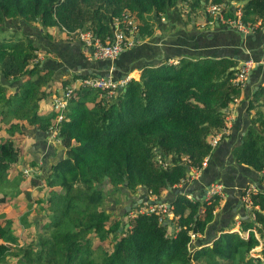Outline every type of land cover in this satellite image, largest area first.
Returning a JSON list of instances; mask_svg holds the SVG:
<instances>
[{
  "label": "trees",
  "instance_id": "trees-1",
  "mask_svg": "<svg viewBox=\"0 0 264 264\" xmlns=\"http://www.w3.org/2000/svg\"><path fill=\"white\" fill-rule=\"evenodd\" d=\"M212 5L223 6L224 19H235L238 10L245 27L264 26V0H0V30L7 21H20L40 27L48 39L53 38L48 30L70 36L90 30L104 39L113 19L128 13L141 40L153 36L154 14L181 6L186 23L198 13L210 21L206 10ZM8 35L0 39V203L22 195L26 211L20 220L28 231L37 212L44 218L33 246L11 235L14 218L0 216V264L8 259L18 264H264V85L249 99L250 125L232 152L237 165L259 174L261 190L251 197L253 218L240 220L238 231L235 224L220 230L210 246L192 248V236L203 235L221 197L195 201L178 193L169 204L171 214L161 221L154 214H136L125 223L129 213L111 219L106 201L122 189L159 198L203 168L213 153L211 139L225 128V111L241 95L232 84L239 63L183 56L143 66L139 79L113 98L77 89L56 124L58 112L41 113L42 104L56 95L47 91L52 74L39 59V53L49 52L27 36ZM55 126L64 157L45 177L32 162L34 173H17L25 131ZM32 189L39 193L35 198ZM148 204L154 202L147 199L131 211Z\"/></svg>",
  "mask_w": 264,
  "mask_h": 264
},
{
  "label": "crops",
  "instance_id": "crops-1",
  "mask_svg": "<svg viewBox=\"0 0 264 264\" xmlns=\"http://www.w3.org/2000/svg\"><path fill=\"white\" fill-rule=\"evenodd\" d=\"M231 5L233 9L239 7ZM236 13L240 12L237 10ZM150 21L154 27L153 36L138 40L135 47L125 49L113 61H86L82 53L83 44L75 36L65 32L54 34L48 30L53 37L48 39L40 27L26 26L20 21H7L0 31L27 36L40 51L49 52L50 55L46 56L39 53V59L41 68L52 74L47 91L56 95L42 104V114L50 112L54 99L62 96V82L72 81L74 77L94 76L117 81L130 76L131 81L138 80L143 66H155L165 60L171 63L183 56L200 59L229 58L238 63L251 59L257 63L248 73L240 97L225 111V128L213 137L218 144L199 174H190L183 183L164 191L159 198H148L145 190L131 194L122 189L120 195L114 193L106 201V210L111 219H115L121 218L117 215L118 212L124 211L125 215L131 212L130 208L147 202V199L169 205L176 194L182 193L190 199L202 201L206 199L207 190L212 184H222L225 188L222 202L215 211L212 222L207 225L203 235L193 239L191 247L210 246L220 230L235 224V230L238 231L239 221L251 217L250 211L241 202V195L245 188L259 186V174L237 165L232 152L242 143L250 125L251 117L247 113L249 99L259 86L264 85V26L258 22L247 32L241 33L228 26H221L216 17L207 20L202 13L186 23L181 6L169 9L163 15L154 14ZM56 136L51 129L48 132L36 128L26 130L19 141L22 151V161L19 164L22 169L34 173L35 169L29 166L32 162L40 176L45 177L50 173L51 166L65 155V149ZM32 192L34 196L38 191L32 189ZM113 200L109 206L113 212L111 214L107 205ZM122 220L123 223L126 222V218Z\"/></svg>",
  "mask_w": 264,
  "mask_h": 264
},
{
  "label": "built area",
  "instance_id": "built-area-1",
  "mask_svg": "<svg viewBox=\"0 0 264 264\" xmlns=\"http://www.w3.org/2000/svg\"><path fill=\"white\" fill-rule=\"evenodd\" d=\"M222 8L223 6L221 5H212L207 8L206 13L213 18L216 17L217 22L219 21L221 24L237 30L238 32L244 33L250 29L241 23L239 19L240 13H235V19H224L221 12ZM136 32L137 26L133 18H131L130 14L123 13L119 17L113 19L111 35L104 39L96 37L90 30H78L74 33V36L83 44L82 53L86 61H113L118 58L125 49L138 44ZM256 64L257 63L251 59L240 62L236 68V74L235 78L232 80V84L241 89L246 81L248 73L256 66ZM130 82V76H126L117 81L94 76L77 78L70 81V84L63 87L62 96L55 98L52 103V109L55 112H58L56 124L62 121L63 112L67 108L69 101H71L72 96L77 89H96L99 90L105 98H113L117 92L124 90ZM51 130L57 135L58 130L56 127ZM217 144V139L212 138L210 141L212 149H214ZM201 170L192 171V176L199 174ZM29 172V170H24L25 175H28ZM224 189L225 188L222 184H212L207 190L206 199L212 196H219L222 198L224 195ZM259 190H261V188L256 186H250L243 190L241 202L246 210L251 211V197L257 194ZM168 206L169 205L166 203L148 204L140 208L137 212L129 214L128 219H132L136 214H154L159 218V221H161L167 214H170ZM194 238L195 237L192 236V239Z\"/></svg>",
  "mask_w": 264,
  "mask_h": 264
},
{
  "label": "rangeland",
  "instance_id": "rangeland-1",
  "mask_svg": "<svg viewBox=\"0 0 264 264\" xmlns=\"http://www.w3.org/2000/svg\"><path fill=\"white\" fill-rule=\"evenodd\" d=\"M56 32H58L57 30L53 33L55 34ZM6 36H9L8 34L6 33H0V39H2V37H6ZM14 85L10 86V88L12 87L13 88ZM57 128V126H55ZM54 128V127H52ZM51 128V129H52ZM58 130V128H57ZM17 173L20 172V171H23L22 167L20 164L17 165ZM31 172V171H30ZM19 175V174H18ZM26 181L23 182V188H25L26 186H28V183L29 182V179L28 178H25ZM106 191V190H104ZM9 193V192H8ZM10 194V193H9ZM39 193H35L34 196L32 195V197L35 198V196H38ZM1 196V195H0ZM22 197V195H19L17 196L16 198L14 199H10L9 200V203H0V216H3V217H6V218H14L15 220V223L13 224L12 228H13V232L11 235L17 237L18 241L19 242H22L24 243V241H27L28 243L32 244L33 246H36L37 245V241H36V237H37V230L39 228V222L40 220H42L44 217L43 215H41L39 212H37V216H34L32 217V221H33V229H30V231H28V226L26 227L25 225H22V221L20 220L24 214V212L26 211L25 210V207H24V204L26 203V199L24 198L22 201L20 200ZM113 201H109L108 205H107V209L108 211L112 214L113 212H111V210L109 209V206L112 204ZM38 206V205H37ZM124 211H120L118 212L117 215H119V217H122L124 215ZM19 218V220H18ZM24 230H23V229ZM29 232V235L26 236V234ZM25 238V240H22V238ZM256 238L259 239V236L256 235ZM261 249L260 247L256 248L254 251H253V255L257 254L258 252H260ZM6 264H18L17 263V259H8V262Z\"/></svg>",
  "mask_w": 264,
  "mask_h": 264
},
{
  "label": "clouds",
  "instance_id": "clouds-1",
  "mask_svg": "<svg viewBox=\"0 0 264 264\" xmlns=\"http://www.w3.org/2000/svg\"><path fill=\"white\" fill-rule=\"evenodd\" d=\"M154 203H157V202H154ZM142 208V207H141ZM140 209V208H139ZM131 211V210H130ZM135 213L136 211H131V212H128L129 214H131V213ZM250 213H251V211H250ZM129 214H128V216H129ZM128 216L126 217V222L128 221V220H130V219H128ZM252 216V215H251Z\"/></svg>",
  "mask_w": 264,
  "mask_h": 264
},
{
  "label": "water",
  "instance_id": "water-1",
  "mask_svg": "<svg viewBox=\"0 0 264 264\" xmlns=\"http://www.w3.org/2000/svg\"><path fill=\"white\" fill-rule=\"evenodd\" d=\"M216 25L219 26L218 23H216ZM136 37L138 38V35H137ZM139 203H140V202H139ZM157 203H159V202H157ZM168 207H169V209H170V205H169ZM130 210H131V208H130ZM199 212H201V210H199ZM170 214H171V210H170Z\"/></svg>",
  "mask_w": 264,
  "mask_h": 264
}]
</instances>
